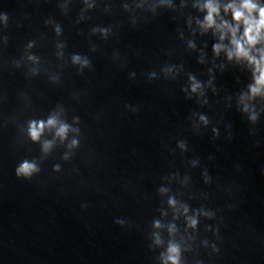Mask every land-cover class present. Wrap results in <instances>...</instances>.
I'll return each instance as SVG.
<instances>
[{
	"label": "water",
	"instance_id": "1",
	"mask_svg": "<svg viewBox=\"0 0 264 264\" xmlns=\"http://www.w3.org/2000/svg\"><path fill=\"white\" fill-rule=\"evenodd\" d=\"M90 2L97 7L76 24L87 8L83 0H0V15L8 17L6 24L0 20V264H161L169 239L188 249L183 264H264V98L251 102L260 113L253 124L237 107L238 94L252 82L246 62L214 55L218 35L197 26L206 12L193 7L196 0H172L174 10L157 7L155 14L149 10L154 0L142 8L134 0ZM124 3L132 11L125 12ZM221 16L232 22L231 12L221 9ZM93 27L111 32L105 39L92 34ZM29 41L35 42L31 49ZM61 42L67 44L62 50L56 47ZM28 54L39 57V65ZM73 54L88 56L92 67L73 65ZM169 66L182 69L166 75ZM151 72L156 76L149 82ZM190 73L205 85L214 76L217 91L205 87L203 97L181 91ZM58 105L80 133L57 140L44 155L24 129ZM199 114L209 118L207 126ZM53 135L46 131L41 140ZM73 138L80 146L65 161ZM24 159H35L41 169L31 180L15 175ZM161 186L169 192L160 194ZM172 195L189 206L188 215L202 209L214 218L200 215L197 227L187 228L182 210L173 218ZM154 220L164 227L154 228ZM171 223L178 229L174 237ZM154 232L162 245L153 243Z\"/></svg>",
	"mask_w": 264,
	"mask_h": 264
},
{
	"label": "clouds",
	"instance_id": "2",
	"mask_svg": "<svg viewBox=\"0 0 264 264\" xmlns=\"http://www.w3.org/2000/svg\"><path fill=\"white\" fill-rule=\"evenodd\" d=\"M83 3L87 6L86 9L81 11L79 19L75 21L76 24L80 23V20H83L84 11L95 9L97 5L90 0H83ZM136 8H142L147 0H139L138 3L135 2ZM181 6H184L183 3ZM62 8H66V5H62ZM125 12L132 11V8L129 4L124 3L122 5ZM157 7H165L174 10V5L172 0H154L150 5L149 10L155 14ZM193 7L197 8L201 12H206L202 20H197L196 24L201 30L202 33H207L209 30L213 31L214 35H218V43L213 44L212 51L215 56L219 57L221 52H224L227 56L228 61H236L239 63L247 64V67L251 71L252 82L247 85V90L240 92L238 94L237 107L242 113L247 114V119L255 124L258 121L260 113L256 110V107L252 101L257 97L264 98V47H257L259 44H264V6L258 3V0H239V2L227 3L221 5L219 0H196L193 4ZM221 9L225 14L231 12L232 22L225 20L221 16ZM107 11V8L105 9ZM0 20H3L5 24L7 23L8 17L6 14L0 15ZM190 23V21H189ZM132 25H136V20L133 19ZM241 27L243 31L241 32ZM56 35L59 37L61 35L62 29L59 24L55 26ZM99 32L102 37L107 39L108 35L111 32L109 27H93L91 33L95 34ZM7 40V37H4ZM228 41L225 44V41ZM35 42L29 41L27 47L29 49L34 47ZM58 49H64L67 47L66 42H61L56 45ZM195 44L192 41L188 42L189 49H195ZM96 50L93 45L92 51ZM58 56H63V52L60 51L57 53ZM27 59L33 64L39 65L40 60L34 54H28ZM200 63H203V58L199 60ZM16 67H20L19 61L13 62ZM71 63L73 65H78L81 70L85 68H91L92 62L88 56H82L80 54H73L71 56ZM223 68V65H221ZM182 69V66L178 69L174 66H169L164 69L165 74L178 72ZM209 73L212 72V69L208 70ZM30 74L36 76L39 74L38 68H31ZM149 75V82L155 78L156 73L151 72ZM130 76L135 77V73H130ZM59 76H53V83L59 82ZM213 76L207 81L205 85L201 81L197 80L196 76L193 74L188 75L189 84L187 87L182 88L181 91L191 94H197L199 96H205V87L212 88L215 93L217 90L213 87ZM191 99V95L186 97ZM204 104L208 103L207 99L203 100ZM126 108L130 107L129 105L125 106ZM134 111H138V106H136ZM64 114V109L62 106L58 105L56 109L51 111L46 119H29L26 123V128L24 129L25 135L30 139L32 143H40L41 151L44 155H48L53 149L56 141L59 140L61 143L68 140L69 133H76L77 136L80 133L79 128H74L66 120L62 119ZM193 115H196L195 113ZM199 122L207 126L209 124V118L206 115L199 114ZM74 123L79 124L80 118L78 116L73 117ZM198 127V125H194ZM230 128L231 125H226ZM46 131H51L54 133L53 138L48 140H41L42 136ZM214 133L213 139H216L220 136L219 129L213 128ZM229 138H231V132H229ZM80 146V139L73 138L67 144L68 151L64 153L63 159L68 161L71 159V153L73 149H76ZM178 146L187 151V144L184 140L178 142ZM211 158V157H210ZM199 161H192L191 163L195 165ZM61 166L56 164L53 166V171L59 172ZM41 171L39 164L35 159L22 160L15 168V175L17 178L31 180L34 175ZM205 183H209L211 177L208 175L207 169L204 172ZM160 194H165L169 192V189L161 186L158 188ZM168 205L173 209V218H178L176 213L182 210V213L185 216L187 221V228L195 229L198 225V217L204 215L209 219L214 218L215 213L204 211L202 209H197L193 215H188L189 206L187 204L180 203L174 195L168 197ZM82 207H87V205H82ZM231 207V206H230ZM115 223L123 225L124 220L117 219ZM153 227L156 229H161L164 225L161 224L159 220L153 221ZM168 233L170 237H174L178 229L174 223L167 225ZM219 229L217 228V232ZM153 243L157 246L164 243L159 232H154L153 234ZM206 243V241H205ZM188 249L182 247V244L175 239H169L167 243V248L165 252L160 254L161 264H183L182 253ZM213 250L219 252V248L213 246Z\"/></svg>",
	"mask_w": 264,
	"mask_h": 264
}]
</instances>
